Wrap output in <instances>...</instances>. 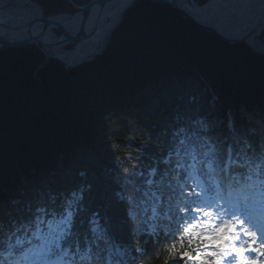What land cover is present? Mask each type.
<instances>
[{
  "label": "trees",
  "instance_id": "1",
  "mask_svg": "<svg viewBox=\"0 0 264 264\" xmlns=\"http://www.w3.org/2000/svg\"><path fill=\"white\" fill-rule=\"evenodd\" d=\"M36 1L50 16L89 0ZM45 59L30 43L0 50V243L67 209L69 234L96 251L112 235L130 264H188L168 253L175 212L165 207L176 208L183 182L175 162L201 141L221 163L229 151L264 157L253 134L264 132V55L141 0L93 63L38 69Z\"/></svg>",
  "mask_w": 264,
  "mask_h": 264
},
{
  "label": "snow or ice",
  "instance_id": "2",
  "mask_svg": "<svg viewBox=\"0 0 264 264\" xmlns=\"http://www.w3.org/2000/svg\"><path fill=\"white\" fill-rule=\"evenodd\" d=\"M192 167L193 171L187 174V179L194 181L185 194L188 203L182 207L183 202H178L176 212L202 213L204 219L199 225L188 223L182 229V234L187 235L188 245L194 244L196 249L185 246L177 252V245L173 243L168 247V253L182 260L191 259L196 264H264V211L256 210L258 207L264 208V181L254 180L251 174L242 179L221 175L227 169L219 166L213 168L211 160L207 161V171H201L200 175H196L195 166ZM200 176H206L207 180ZM187 179L181 184L182 189L187 185ZM192 203L202 207L192 209L189 206ZM71 216L69 212L63 222L71 223ZM210 217L218 222L209 226ZM180 218L183 219V216ZM61 239L62 235L55 237L36 254H57L48 244H55L59 249ZM17 243L20 241L17 240ZM200 248L205 250L199 251Z\"/></svg>",
  "mask_w": 264,
  "mask_h": 264
},
{
  "label": "water",
  "instance_id": "3",
  "mask_svg": "<svg viewBox=\"0 0 264 264\" xmlns=\"http://www.w3.org/2000/svg\"><path fill=\"white\" fill-rule=\"evenodd\" d=\"M139 0H107L103 4V12L114 11L115 16L109 21L105 22L106 14L102 13V16H91L90 13L85 10L80 15L71 14H55L47 17L45 15L43 7L34 0H10L9 5L15 3H25V6L32 5L41 12V17L37 19H22L19 16H12L11 18L0 17V50L9 47L21 46L27 42L31 44L41 45L43 51L46 54V61L41 65L44 66L50 59L61 61L66 67H75L82 62L98 57L106 52L109 46L113 33L120 25L123 19V13L129 8L134 6ZM157 2L168 3L177 8L181 15L196 23L199 27L205 29L208 32H213L218 36L225 39L230 44L243 43L247 48L252 50L255 54L261 52L255 49L245 37H238L230 30V25L237 24L238 22L243 25V17L245 15L252 14L254 24L260 26L264 22V0H242L243 7L239 9L228 8L224 11H217V14H206L205 11H201L198 8L187 7V0H152ZM193 1V0H190ZM211 3L208 0L203 6L207 7ZM201 14V16H199ZM223 21H226L223 22ZM35 25V26H34ZM24 26V27H21ZM27 26H34L32 29L24 30ZM217 26H220L218 28ZM56 29L61 32V37L55 42L51 41L52 35L56 34ZM107 29V31H102ZM99 32H102L101 37L105 38V43H98L93 45V49L87 52V57L81 59L79 57L74 58L71 55L75 53L76 46L79 41L90 39L95 37ZM233 33V34H232ZM230 35L229 37H227ZM100 37V36H99ZM75 38H80L76 44L68 50L65 55L60 54V50L65 49L68 41Z\"/></svg>",
  "mask_w": 264,
  "mask_h": 264
},
{
  "label": "bare ground",
  "instance_id": "4",
  "mask_svg": "<svg viewBox=\"0 0 264 264\" xmlns=\"http://www.w3.org/2000/svg\"><path fill=\"white\" fill-rule=\"evenodd\" d=\"M9 1L10 0H0V17L11 18L12 16L16 15V16L21 17L24 20L25 19L31 20V19H37V18L42 16L41 12L38 11L33 6V4L29 5V6H25V3L22 4L19 2V3L9 5ZM106 1L107 0H93L92 2H89L87 6H85V9L87 10L88 13L91 14V16H94V17L99 16V15L102 16V13L106 14L105 22H107L115 16V12L114 11H108L107 13L103 12L104 10H102L101 6L103 4H105ZM139 1H141V0H139ZM240 1H242V0H211V3L208 4L207 7L203 6L206 2L200 3L197 0H193V1L187 0L185 4L189 8L194 7V8L200 9L201 11H205L203 13H206V14H209V13L217 14V11H224L225 9H228V8L239 9V8L243 7L244 4H241ZM138 2H136L134 4V6ZM172 7L175 8L174 6H172ZM175 9H177V8H175ZM125 13H126V11L123 13V18H124ZM199 16H201V14ZM122 21H123V19H122ZM122 21H121V23H122ZM188 21H190V20H188ZM190 22L193 24H196L192 21H190ZM223 22L226 23V21H223ZM253 22H254V19H253L252 14L245 15L243 17V25L240 22H238L237 24L230 25V27H232L230 30L234 33V35L236 34V36H238V37H245V39H247V41L250 42L255 49H257L261 52L260 54H257V55H264V22L261 23V25L257 26V27ZM34 26H31V27L27 26L24 28V30H29V27L32 29ZM21 27H24V26H21ZM217 27L220 28V26H217ZM220 29H222V28H220ZM105 30L107 31V29H102V31H105ZM211 33H213V32H211ZM101 34H102V32H99L94 38L91 37L90 39H85V40L79 41L78 45L76 46L75 53H73L71 56L74 58L79 57L80 60L83 58L85 59L87 57V52H89L91 49H93V45L96 46L98 43H102V44L105 43V38L101 37ZM229 36L230 35H228L227 37H229ZM60 37H61V33H59V34L56 33L55 35H52L51 41L56 42ZM75 44H76V42L71 40V41H68L66 46L73 47ZM240 44H243V43H240ZM250 51L253 54H255L252 50H250ZM59 52L61 55H65L68 52V49L67 48L62 49ZM104 54H102V55H104ZM102 55H99L98 57H100ZM98 57H94L93 59L92 58L88 59V60L82 62L80 65H77L73 68H79L81 66L89 65L90 63H93ZM58 62L63 67L68 68L61 61H58ZM42 67H44V66L39 65L38 69H40ZM69 69H71V67H69ZM35 77L39 78L38 74H35ZM227 120H228L227 121L228 124L226 123V125H227L228 129L232 130L234 124H233V118H232L231 111H229V110H228V114H227ZM253 134L260 137V139H264V132L256 131ZM256 142L257 141H255V140L253 141V143L257 145ZM248 149L251 150V149H253V147L248 148ZM20 234L25 235L23 233H20ZM9 239H11V238H9Z\"/></svg>",
  "mask_w": 264,
  "mask_h": 264
}]
</instances>
